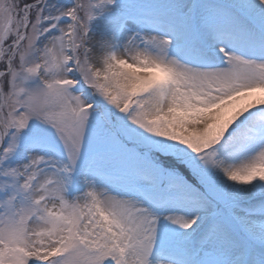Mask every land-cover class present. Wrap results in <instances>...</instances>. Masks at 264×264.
Returning <instances> with one entry per match:
<instances>
[{
    "label": "snow or ice",
    "instance_id": "snow-or-ice-1",
    "mask_svg": "<svg viewBox=\"0 0 264 264\" xmlns=\"http://www.w3.org/2000/svg\"><path fill=\"white\" fill-rule=\"evenodd\" d=\"M0 264H264V0H0Z\"/></svg>",
    "mask_w": 264,
    "mask_h": 264
}]
</instances>
